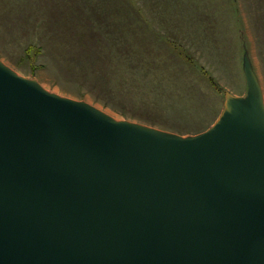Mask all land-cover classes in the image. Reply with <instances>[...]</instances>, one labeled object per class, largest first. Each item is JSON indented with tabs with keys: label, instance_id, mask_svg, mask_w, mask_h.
<instances>
[{
	"label": "water",
	"instance_id": "1",
	"mask_svg": "<svg viewBox=\"0 0 264 264\" xmlns=\"http://www.w3.org/2000/svg\"><path fill=\"white\" fill-rule=\"evenodd\" d=\"M183 136L0 60V264H264V95Z\"/></svg>",
	"mask_w": 264,
	"mask_h": 264
},
{
	"label": "rangeland",
	"instance_id": "2",
	"mask_svg": "<svg viewBox=\"0 0 264 264\" xmlns=\"http://www.w3.org/2000/svg\"><path fill=\"white\" fill-rule=\"evenodd\" d=\"M246 54L264 95V0H0V60L18 74L183 136L248 95Z\"/></svg>",
	"mask_w": 264,
	"mask_h": 264
}]
</instances>
